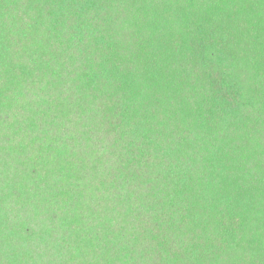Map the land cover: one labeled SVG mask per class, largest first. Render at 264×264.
I'll list each match as a JSON object with an SVG mask.
<instances>
[{
    "label": "trees",
    "instance_id": "obj_1",
    "mask_svg": "<svg viewBox=\"0 0 264 264\" xmlns=\"http://www.w3.org/2000/svg\"><path fill=\"white\" fill-rule=\"evenodd\" d=\"M0 264H264V0H0Z\"/></svg>",
    "mask_w": 264,
    "mask_h": 264
}]
</instances>
